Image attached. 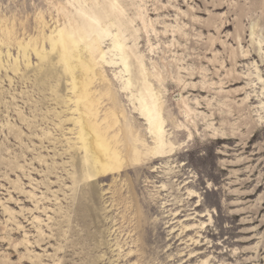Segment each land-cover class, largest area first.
<instances>
[{
  "label": "rangeland",
  "instance_id": "374dc122",
  "mask_svg": "<svg viewBox=\"0 0 264 264\" xmlns=\"http://www.w3.org/2000/svg\"><path fill=\"white\" fill-rule=\"evenodd\" d=\"M121 1L153 22L147 34L137 19L139 40L132 29L127 38L161 90L174 153L131 165V134L154 147L136 88L123 90L126 79L136 85V64L122 78L106 63L94 90L110 89L100 118L119 113L110 136L119 133L126 165L85 179L83 118L46 40L64 26L66 0H0V30L14 25L12 42L0 43V264H264V0ZM36 38L47 58L31 51L27 67L17 43Z\"/></svg>",
  "mask_w": 264,
  "mask_h": 264
},
{
  "label": "bare ground",
  "instance_id": "6f19581e",
  "mask_svg": "<svg viewBox=\"0 0 264 264\" xmlns=\"http://www.w3.org/2000/svg\"><path fill=\"white\" fill-rule=\"evenodd\" d=\"M82 1L85 4H82ZM86 1L66 0L65 4L60 3L57 11L62 16L61 19L65 20L64 26H59L52 30L46 40L52 53L57 52L58 63L62 65L59 64L63 68L62 71L66 76L71 77L72 80V93L76 98V111H74L79 112L83 118V122L78 119H76L78 121L74 120L76 122L74 123L80 126L77 139L81 144L79 149L84 153L82 159L84 164L91 166L93 169V173L85 174L84 178L92 179L120 173L126 165L123 151L120 149L122 142L119 139V133L110 136V132L120 124L119 113L114 108H109L105 112L104 117L100 118L103 98H112L110 89L99 93L94 90V85L99 78L98 69L106 63L111 69H115L117 77L119 74L122 78H126L129 74L131 61L136 64V85L133 84L132 80L126 79L123 82V90L128 91L136 88L137 95H132L133 101L135 100L137 105L134 108L140 120L144 122L147 132L146 136L153 140L154 147L148 148L146 139L140 135L135 137V135L131 134L133 143L128 153L131 165L141 166L146 160L166 159L174 153L175 147L166 135L168 123L161 109L163 98L161 90L151 84L149 79L143 77V72L145 71L143 60L129 47L127 38L128 31L132 29L131 34L135 45L139 40L137 36L139 29L134 28L135 21L139 19L148 34L149 26L154 27L152 20L148 21L146 19L143 10L137 11L136 16H128L127 6L121 0H93L91 5L86 4ZM2 21L4 22L6 19ZM57 22L60 21L58 20ZM42 24L44 27L46 26L44 21ZM13 29L14 25L11 27L5 25L1 28L0 43L5 40L12 42ZM38 38L23 42L19 40L17 43L20 52L23 53V57L26 60L27 67L30 65L31 51L35 52L40 61H44L47 58V53H45L47 51H44V48L41 51L38 50L41 46L37 49V44L40 41ZM40 42L42 43V41ZM106 42H110L108 50H105ZM13 43L15 44V42ZM111 53H115L116 59L108 61L107 56ZM12 71L14 73L19 72L17 63L13 66ZM76 72L81 73L80 77L76 76ZM100 77L104 78L101 73ZM152 77L154 80L160 81V75H153ZM228 83H233V85L240 84L243 83V79L237 77ZM187 86L184 83V89ZM190 87H194V85L192 84ZM193 91L201 90L193 89ZM180 109L186 118V122L193 124L194 121L190 118L192 110L185 98L180 104ZM122 117L125 118L123 114ZM179 131L184 130L180 129ZM235 139L234 137H218V140L228 142H233ZM261 187L263 185H259L258 189ZM190 193L192 192L190 191Z\"/></svg>",
  "mask_w": 264,
  "mask_h": 264
}]
</instances>
